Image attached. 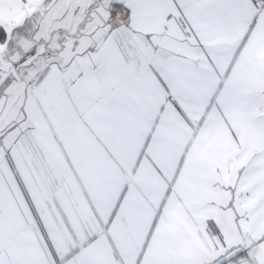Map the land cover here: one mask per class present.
Here are the masks:
<instances>
[{
	"label": "snow or ice",
	"instance_id": "obj_1",
	"mask_svg": "<svg viewBox=\"0 0 264 264\" xmlns=\"http://www.w3.org/2000/svg\"><path fill=\"white\" fill-rule=\"evenodd\" d=\"M0 264H264V0H0Z\"/></svg>",
	"mask_w": 264,
	"mask_h": 264
}]
</instances>
